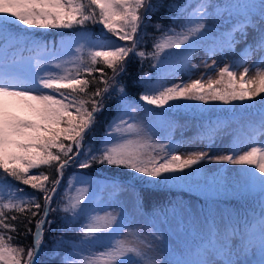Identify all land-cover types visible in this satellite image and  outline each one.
Here are the masks:
<instances>
[{"label": "snow or ice", "instance_id": "obj_1", "mask_svg": "<svg viewBox=\"0 0 264 264\" xmlns=\"http://www.w3.org/2000/svg\"><path fill=\"white\" fill-rule=\"evenodd\" d=\"M160 9L168 14L169 26L156 21L152 26L161 34L152 38L153 50L137 51L148 35L142 29L148 27L150 14ZM216 20L225 21L231 27L213 49L230 51L244 43L246 55L257 57L258 54L252 66L233 61L219 67L214 61L207 67L210 72L216 71L215 79L206 73L196 79L188 76L187 81L175 76L169 81L144 73L136 82L143 89L139 101L129 97L127 85L120 83L118 77L126 71L130 54L141 60L150 57L156 60V67L173 57H183L184 63L178 69L190 71L195 67L189 60L193 48L206 36L208 24ZM88 22L100 25L104 34L93 38L81 35L85 43L75 41L79 45L75 50L77 55L68 60L49 53L37 58L33 67L31 59H17L15 54L10 57L7 48L0 46V264H40L38 257L45 226L50 230L55 223L49 219L54 211L64 214L61 232L76 229L78 233V238L72 241L63 235L50 238L54 256L60 255L61 247L69 248L61 257V264H241L240 254L256 246L264 257V210L255 221L245 220L241 226L239 221L230 218L223 228L216 223V214L210 211L194 249H185L179 259L162 261L159 252L163 241L156 233L132 230L123 209L114 212L91 208L89 186L92 182L83 176L77 177L74 184L70 182L57 208H52L64 171L73 163L79 169H89L93 164L123 167L147 178V184L185 180V170L202 166V162L227 163L242 166L246 184L258 187L264 197V0H227L223 5L213 4L211 0H184L183 4L178 0L167 3L166 0L159 3L153 0H87L86 3L83 0H0V45L11 47L12 42H23L47 52L46 44L42 46L30 39L35 29H71ZM249 29L255 36L251 43H246ZM42 60L54 61L55 70H47ZM97 64L110 68L112 76L106 78L104 68L96 67ZM241 67L243 70L238 71ZM253 68L255 74L250 77L248 74ZM97 72L100 74L97 83L104 87L89 92L95 81L93 74ZM62 90L70 91L66 95ZM112 93L116 94V115L106 125L100 144H89L84 151L96 117L104 110V101L113 99ZM258 96L262 106L248 144H243L238 135L233 136L224 154L200 150L182 156L171 142L155 140L150 129L134 122L138 111L165 107L170 110L177 105L187 106L191 101L231 105L237 101H254ZM256 133H260L259 139L255 138ZM216 138L217 130L210 129L206 139L214 144ZM53 165L54 177L43 172L32 174L34 169ZM18 185L41 193L44 204ZM136 195L134 191L133 199ZM8 212H31L27 218L29 224L32 218L41 216L35 221V231L27 228L32 244L26 250V259H23L25 249L13 246L15 237L8 234L16 232L14 222L19 217H10Z\"/></svg>", "mask_w": 264, "mask_h": 264}, {"label": "trees", "instance_id": "obj_2", "mask_svg": "<svg viewBox=\"0 0 264 264\" xmlns=\"http://www.w3.org/2000/svg\"><path fill=\"white\" fill-rule=\"evenodd\" d=\"M219 1V0H211ZM83 2H87V0H83ZM169 0H166V3ZM179 3L183 4L184 0H178ZM153 3H159V0H153ZM143 11V10H142ZM156 21H161L164 26H169L170 21L168 19V14H166L164 9H160L154 13L150 14V21L146 30L142 29V31L147 32V36L143 41H141L140 46L138 47L137 51H146L151 52L153 37H158L161 33L158 32L152 25L155 24ZM13 31L18 32L19 29H13ZM102 28L100 25H93L91 22H88L85 26H75L71 29H35L30 36L32 41L38 42L40 45L47 46L48 49H57L59 46V42L68 36H86L88 38H93L94 36L98 37L103 35ZM109 36L111 34H108ZM21 37V41H22ZM214 40L217 42L221 41L218 40L216 35L212 36L211 44ZM122 44H124L123 41ZM119 42V43H120ZM13 46L9 47L8 45H0L6 47L11 57L15 54L17 59L26 58L27 56L35 57L39 53H43L42 50H37L32 48V45H24L23 42L16 44V42H12ZM129 46H131L129 44ZM32 50H29V49ZM84 60H88L87 51L85 52ZM191 56H189V60L191 62ZM156 60L145 57L143 60L137 56H133L130 54V57L126 60V71L118 77L120 83L127 85V93L130 98H133L139 101V94L143 91L142 87L137 84L136 82L139 78L144 74L147 73L149 76L153 78H165V76H172L176 77L183 72V70L178 69V65L184 63L183 57H173L167 60L164 64L160 67H156ZM96 67H103L106 73V78L112 76V70L103 64H97ZM95 81L90 85L88 91L93 92L97 87L103 88L104 84L97 83L100 79V74L94 73ZM92 80V77H88ZM111 83V81H109ZM70 90H68L69 92ZM115 93H112L113 99L105 100L104 101V110L99 113L96 117V124L92 133H89L88 137L86 138V142L84 144V151H87L89 144L92 145H99L102 139L103 133L105 131L106 125L110 120H112L113 116L116 115L115 112ZM230 106V105H229ZM261 102L257 101H250L245 105L244 110L240 107H237L241 113L244 114L241 110L245 111L246 113L250 111V109L254 110L257 109L256 112H259L261 108ZM154 106H149V108ZM207 107V105H206ZM201 108L196 104L190 107L189 104L187 106H179L171 108L170 110L165 107L164 109H156L155 111H147L149 114H169L170 116H177L179 121L181 120L183 124L186 122H190L194 124L196 128V137L202 138V140L206 141L207 134L210 129H216L217 132H223L224 129L228 128V121L232 111L236 110L233 106L228 107L225 104H216L213 111H210V108ZM144 111V110H143ZM231 111V112H230ZM255 113L254 115H257ZM125 117L124 119H126ZM258 119V118H257ZM127 120V119H126ZM180 121V122H181ZM184 121V122H183ZM180 124V123H179ZM181 125V124H180ZM245 128L242 131L243 136H245V140H248L249 134L254 126V122L248 121ZM181 127V126H180ZM165 133L162 135V141L165 144L169 142L172 143L173 147H176L179 144L184 143L183 140L178 138L174 135V125L166 127ZM257 138L259 133H256ZM67 143V141H65ZM55 151V150H54ZM73 152H75V148H73ZM35 173L39 174L43 172L50 176H55V165L51 168L48 166H41L39 169H34ZM79 176H83L85 179L89 178H98L102 180L106 184L109 185L110 192H115L117 190H129L133 194L135 191L137 193L135 197L136 204L139 205V209L142 210L143 214L147 215L148 217L155 216L156 212H164L165 208L169 205L174 206L176 204V198L179 196L184 195L183 191H181L180 187L178 188L177 185L172 182L167 184L160 183V184H147L145 180L147 178H142L140 175L136 174L134 171L128 170L123 167H109L106 165L101 164H93V166L89 169H79L75 163L71 164L67 167L64 171V178L61 182L59 187V191L57 196L53 198L52 208L56 209L58 202L63 199L65 191L68 189L70 182L75 183L76 178ZM51 187V184L47 185ZM79 186L78 184L76 185ZM18 187L23 188L26 193L35 194L39 197V203L41 205L44 204L43 196L41 193L37 192L36 190L31 189L29 186L25 185H18ZM244 190L239 193L235 190L231 195H227L225 193L220 194V204L225 205L226 210L228 211V219L231 218L233 221H239L240 225L243 226V222L245 220L255 221L260 217L262 210H264V197H262L256 188L247 187L246 184L244 185ZM197 188H194L192 196L193 198L197 197L200 192L196 191ZM101 189L98 188L94 193L92 192L90 195L92 198L89 200V204L91 205L92 209L100 208L103 202V196L101 195ZM74 194V189H73ZM143 197L141 201L140 197ZM201 199V198H200ZM196 199V200H200ZM203 202L204 199H201ZM218 202V201H217ZM203 206V205H202ZM32 211H35L33 209ZM41 215L43 213V208H41ZM202 212V219L204 221L205 217L209 215L208 210L204 208L200 210ZM164 214V213H163ZM8 215L11 217L13 215L18 216L19 219L14 223L17 226L16 232L8 233L15 237L12 241L13 246L23 247L25 249V256L23 259H26V250L32 244V236L27 234V228H32L35 231L34 225L37 219H40L41 216H37L32 218V223H28V219L31 217V212H27L26 214H21L18 212H8ZM64 215L62 211H54L50 214L49 219L54 220L55 223L51 225V229L49 230L48 226H45V235H44V243L40 250V256L38 257L40 264H61V257L65 254V252L69 251V248L65 245L60 249V255H53L52 254V244L53 241L50 239L51 237L63 235L68 241L76 240L78 238V233L76 229L68 230L65 229L61 232V229L64 227L61 222V216ZM165 216V215H164ZM211 222V221H210ZM199 238V234L195 233V236L192 239L197 242Z\"/></svg>", "mask_w": 264, "mask_h": 264}, {"label": "rangeland", "instance_id": "obj_3", "mask_svg": "<svg viewBox=\"0 0 264 264\" xmlns=\"http://www.w3.org/2000/svg\"><path fill=\"white\" fill-rule=\"evenodd\" d=\"M227 0L213 1V4L223 5ZM214 10V9H213ZM226 15V14H225ZM231 26L222 20H216L215 22H210L208 24V32L206 36L196 43L193 48L190 58V65L192 67L190 71L184 69L179 76H176V79L188 80V76H191L193 79L200 78L201 75L207 73L211 75L213 79L216 78V71L210 72L207 66H211L215 61L216 65L222 67L225 63H232L233 61L237 63H243V66L250 67L253 65L254 61L258 59L257 57H252L251 55H246L244 49V43L237 44L234 49L230 51L221 50L219 47L213 49V45H218L219 42L214 40L211 44V39L213 35H216L218 40H222ZM255 33L249 29L248 41L246 43H251ZM81 36H68L59 42V46L56 49H48L47 52L39 53L35 57L27 56L23 58L25 61L31 59L32 66L35 67L36 59L41 56H47L49 53H55L56 56L61 60H68L72 56L77 55L76 48L79 46L75 41H80V44H84L85 41L80 39ZM122 44V42H120ZM211 50V51H210ZM87 48L84 49V56ZM21 59V58H20ZM42 63H45L47 70L54 69V61L48 63L42 60ZM241 67L238 71H242ZM218 71V68H217ZM43 74V73H41ZM255 74V69L249 72V76ZM166 79L171 81L172 76H165ZM206 78V76H205ZM65 91V94H68V90ZM264 95V94H262ZM255 102H261V98L258 96L254 99ZM248 102H234L230 106L234 108L240 107L244 110L245 105ZM223 104L222 102H210L207 104V107L210 108V111H213L216 104ZM190 107L195 104L202 109L206 107L203 102L191 101L187 102ZM180 106V105H179ZM230 107L229 105H227ZM206 107V108H207ZM238 108L234 111H230V117L228 121V128L224 129L223 132H218V138L213 144L211 140L196 137V128L194 124L186 122L183 124L177 119V116H170L169 114H149L146 110L137 112V120L134 122L141 123L146 128L150 129L154 134V139L163 143L162 135L165 133L166 127H170L171 124L174 125V135L183 140L184 143L177 145L175 148L178 149L179 154L184 156L193 151H208L210 154L218 155L224 154L230 148V140L233 136L238 135L243 144L247 145L248 140H245L242 131L247 128L245 124L248 121H256L257 115H254L257 109H250L247 113L241 110V113ZM260 110V109H259ZM128 119V118H126ZM184 122V121H183ZM181 125H180V124ZM181 126V127H180ZM257 136V135H256ZM260 138V133L258 138ZM211 145V147H208ZM32 174H37L33 172ZM187 178L178 182H172L177 187L183 191L184 195L176 198V204L174 206H168L165 208V211L156 212L155 216L148 217L143 214L140 210L139 205L136 204L135 199H133V194L129 190H117L115 192H110L109 185L99 180L98 178H86L91 181L90 184V194L100 188L101 195L103 196V202L97 210L105 211H114L119 212L121 209L124 210V215L127 217V222L132 230H150L156 233V236L162 239V244L160 245L162 251L159 252L160 259L163 261L165 259L174 260L181 258V253L187 248H193L195 241L192 239L196 234H200L199 230L204 227V221L202 219L201 209L211 211L216 214V223L223 228L224 225L229 223L228 211L226 210L225 205L220 204V194L231 195L235 190L241 193L244 190V185L246 184V178L242 172V166L238 165H229L227 163L218 164L216 162H202V166H192L191 169H186ZM247 187H252L249 184H246ZM194 188H197L196 191H199L200 194L193 198L192 193ZM256 188L259 191L258 187ZM260 193V192H259ZM204 199L206 203H202L201 199ZM200 199V200H196ZM218 201V202H217ZM203 205V206H202ZM111 206V207H109ZM165 215V216H164ZM221 216L223 217V223H221ZM210 222V221H209ZM166 253H169L166 255ZM241 264H261L264 261V257L260 252L258 246L249 249L246 253H241L238 257Z\"/></svg>", "mask_w": 264, "mask_h": 264}]
</instances>
